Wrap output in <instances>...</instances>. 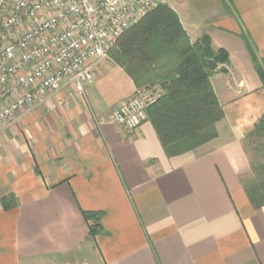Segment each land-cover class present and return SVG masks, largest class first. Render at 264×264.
I'll return each mask as SVG.
<instances>
[{
    "label": "crops",
    "instance_id": "obj_1",
    "mask_svg": "<svg viewBox=\"0 0 264 264\" xmlns=\"http://www.w3.org/2000/svg\"><path fill=\"white\" fill-rule=\"evenodd\" d=\"M190 41L228 51L211 81L217 136L168 157L152 123L111 121L134 80L110 57L84 95L62 91L0 131V264H264V205L246 192V136L264 116V0H159ZM15 195L16 206L1 200ZM84 211L103 213L91 237Z\"/></svg>",
    "mask_w": 264,
    "mask_h": 264
},
{
    "label": "built area",
    "instance_id": "obj_2",
    "mask_svg": "<svg viewBox=\"0 0 264 264\" xmlns=\"http://www.w3.org/2000/svg\"><path fill=\"white\" fill-rule=\"evenodd\" d=\"M159 0H0V131L62 91L84 95L120 35ZM137 88L111 114L133 131L160 98Z\"/></svg>",
    "mask_w": 264,
    "mask_h": 264
},
{
    "label": "trees",
    "instance_id": "obj_3",
    "mask_svg": "<svg viewBox=\"0 0 264 264\" xmlns=\"http://www.w3.org/2000/svg\"><path fill=\"white\" fill-rule=\"evenodd\" d=\"M255 69L264 87V60L251 49ZM109 57L134 80L137 88L160 87L158 101L148 108L152 123L168 157L196 149L217 136L216 124L225 116L211 77L229 53L215 48L209 35L191 42L177 13L158 2L137 23L127 28L109 50ZM244 146L264 157V116L246 136ZM252 177L245 181L255 208L264 205V163L251 160ZM4 209L16 206L15 195L4 197ZM91 237L103 233V213L84 211Z\"/></svg>",
    "mask_w": 264,
    "mask_h": 264
},
{
    "label": "rangeland",
    "instance_id": "obj_4",
    "mask_svg": "<svg viewBox=\"0 0 264 264\" xmlns=\"http://www.w3.org/2000/svg\"><path fill=\"white\" fill-rule=\"evenodd\" d=\"M108 58H109V56H108ZM107 58V59H108ZM157 88H160V87H158V86H156ZM250 153V159L252 160V161H255V162H262V163H264V157H262V154H260V153H255V152H253L252 150H251V152H249Z\"/></svg>",
    "mask_w": 264,
    "mask_h": 264
}]
</instances>
